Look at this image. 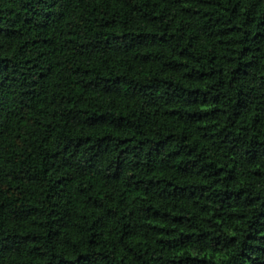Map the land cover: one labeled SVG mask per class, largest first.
<instances>
[{
	"label": "trees",
	"instance_id": "16d2710c",
	"mask_svg": "<svg viewBox=\"0 0 264 264\" xmlns=\"http://www.w3.org/2000/svg\"><path fill=\"white\" fill-rule=\"evenodd\" d=\"M0 264H264V0H0Z\"/></svg>",
	"mask_w": 264,
	"mask_h": 264
}]
</instances>
